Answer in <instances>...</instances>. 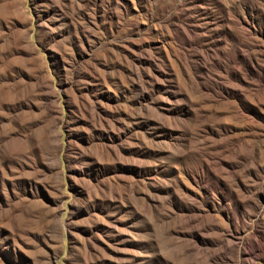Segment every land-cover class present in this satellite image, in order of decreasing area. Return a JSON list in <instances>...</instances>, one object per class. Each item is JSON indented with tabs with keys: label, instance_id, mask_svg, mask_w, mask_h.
Segmentation results:
<instances>
[{
	"label": "rangeland",
	"instance_id": "obj_1",
	"mask_svg": "<svg viewBox=\"0 0 264 264\" xmlns=\"http://www.w3.org/2000/svg\"><path fill=\"white\" fill-rule=\"evenodd\" d=\"M0 264H264V0H0Z\"/></svg>",
	"mask_w": 264,
	"mask_h": 264
},
{
	"label": "bare ground",
	"instance_id": "obj_2",
	"mask_svg": "<svg viewBox=\"0 0 264 264\" xmlns=\"http://www.w3.org/2000/svg\"><path fill=\"white\" fill-rule=\"evenodd\" d=\"M56 2V1H55ZM54 1L53 2H51V6H52V8H54V9H56L57 8V3H55ZM59 5V4H58ZM62 39V38H61ZM48 77V76H47ZM46 79V78H45ZM48 79H49V77H48ZM54 109V108H53ZM98 115V114H97ZM99 117V119H101V117L100 116H98ZM102 125V124H101ZM109 134V133H108ZM110 135V134H109ZM108 135V136H109ZM102 145V144H101ZM83 156V155H82ZM98 162V161H97ZM249 252V251H248ZM231 258V257H230Z\"/></svg>",
	"mask_w": 264,
	"mask_h": 264
}]
</instances>
